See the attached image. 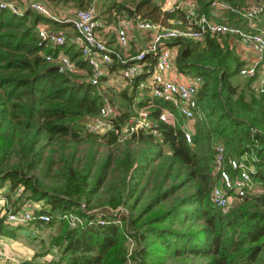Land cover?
Instances as JSON below:
<instances>
[{
  "label": "trees",
  "instance_id": "1",
  "mask_svg": "<svg viewBox=\"0 0 264 264\" xmlns=\"http://www.w3.org/2000/svg\"><path fill=\"white\" fill-rule=\"evenodd\" d=\"M16 1L19 11L0 7V195L5 199L0 236L14 237L30 222L55 227L48 239L53 255L20 264H264V92L255 89L253 77L239 73L246 62L230 44L232 38L237 46L236 35L165 41L172 52V78H202L195 92L197 109L189 119V141L178 124L158 119L161 108H172L170 102L139 91L135 81L117 89L111 122L118 127L144 107L158 134L138 130L119 139L112 129L98 133L84 127L102 100L87 79L88 64L70 41L72 35L64 32L70 27L74 36L70 23L32 9L28 0ZM38 1L54 12L93 2L104 24L122 13L164 24L178 15L163 10L162 0ZM195 1L206 15L248 29L229 10L216 17L215 0ZM220 1L238 8L263 1L264 10V0ZM40 24L63 32L64 42L39 38ZM100 35L113 43L112 32ZM59 52L73 62L72 70L49 68L53 63L45 55ZM217 143L225 157H244L252 167V189L233 197L226 210L210 196L219 183L213 163ZM28 205L29 221L6 219V212ZM94 208L104 213L87 212ZM66 211L79 214L83 222L69 227L59 218ZM41 214L49 220H41Z\"/></svg>",
  "mask_w": 264,
  "mask_h": 264
},
{
  "label": "built area",
  "instance_id": "2",
  "mask_svg": "<svg viewBox=\"0 0 264 264\" xmlns=\"http://www.w3.org/2000/svg\"><path fill=\"white\" fill-rule=\"evenodd\" d=\"M26 4L42 14L70 23L75 30L70 41L77 44L82 58L87 62L89 68L87 79L97 86L102 100L96 115L84 122V127L89 132L103 133L112 129L119 139L138 130L158 134L156 128L151 126L152 122L144 107L135 110V113L118 127L111 122V118L117 113V106L113 100L117 98V89L135 81L139 91L170 102L172 108H161L158 119L171 125L178 124L184 139L190 140L189 119L197 109L195 92L202 78L198 74L188 76L185 81L172 78L170 74L173 66L172 52L165 44L166 39L170 37L203 39L206 35L216 33L236 35L239 44L250 48L255 55L253 61L239 68V73L253 77L255 89L264 92V29H256L254 24L259 15H264L263 1L249 2L239 8L220 0L212 2L213 10H229L236 13L245 21L248 29L206 15L198 9L195 0H162L163 10L178 14L168 18L166 24L141 18L139 14L126 13L120 14L111 23L104 24L96 17L93 2L85 8H76L68 12L51 11L38 0H28ZM20 5L16 0H0V7L11 11L21 10ZM212 13L214 14L213 11ZM36 31L39 38L50 44H61L65 40L64 33L48 29L43 24L38 25ZM106 31L113 34L112 44H107L105 38L100 35V32ZM135 35L137 38L133 44L134 49L130 51V41ZM45 58L57 65L58 69L74 68L73 62L62 52L55 55L46 54ZM111 65H115L116 68L108 70ZM108 73L114 79L117 77L112 85H104L102 82L105 80L102 77ZM177 115H181L184 120L178 122ZM213 163L219 183L212 187L210 196L215 205L226 210L233 197L245 196L252 189L253 180L250 175L252 167L244 161V157H225L223 146L219 143L214 146ZM228 190L231 193H228ZM92 211L98 217L104 213L101 208L87 210ZM31 218L29 208L6 212V219L14 224L27 222ZM39 218L46 221L50 216L41 214ZM59 218L69 227L78 226L84 220L74 211L63 212ZM34 229L32 233L36 230ZM0 264H20L16 255L4 249L2 236Z\"/></svg>",
  "mask_w": 264,
  "mask_h": 264
},
{
  "label": "rangeland",
  "instance_id": "3",
  "mask_svg": "<svg viewBox=\"0 0 264 264\" xmlns=\"http://www.w3.org/2000/svg\"><path fill=\"white\" fill-rule=\"evenodd\" d=\"M130 2V0H127ZM64 9L68 10L67 6L63 7ZM70 11V10H69ZM214 12V11H213ZM215 15L216 17H223L224 14L223 10L215 9ZM256 29L262 28L264 29V16L260 17L258 19V22L256 23ZM65 34L73 35V31L70 27H67L64 29ZM230 44L236 48V40L230 38ZM237 79H242L241 77ZM119 90V89H118ZM117 90V91H118ZM114 102H118V100L115 98L113 99ZM100 149H105V146H98ZM258 186L256 185L253 190H257ZM5 199L4 197H0V208L4 204ZM31 206H27L25 208H28ZM35 228L32 233V229ZM51 232H55V227H49L46 225H37L32 222L28 223L23 228H20L17 230V234L14 237H5L2 236L3 239V245L4 249L14 255L18 258V260L21 262L22 260L26 259H33L35 261H40L44 258H49L53 255V252L50 250V245L48 242L49 236ZM129 249L131 248V245L129 244ZM129 264H133L132 261L129 262Z\"/></svg>",
  "mask_w": 264,
  "mask_h": 264
},
{
  "label": "crops",
  "instance_id": "4",
  "mask_svg": "<svg viewBox=\"0 0 264 264\" xmlns=\"http://www.w3.org/2000/svg\"><path fill=\"white\" fill-rule=\"evenodd\" d=\"M60 11L68 12V10H66L64 8H61ZM213 11L215 13V10H213ZM72 37H73V35L70 36L69 39L71 40ZM236 51L239 54L240 59L244 60L246 62V64H248L249 62L253 61V59L255 58L254 52L250 48L243 47L239 43L236 46ZM115 79L112 78V76H110V74L108 73V74L105 75V80H103L102 82H103L104 85H112L114 83Z\"/></svg>",
  "mask_w": 264,
  "mask_h": 264
},
{
  "label": "water",
  "instance_id": "5",
  "mask_svg": "<svg viewBox=\"0 0 264 264\" xmlns=\"http://www.w3.org/2000/svg\"><path fill=\"white\" fill-rule=\"evenodd\" d=\"M49 68H50V69H56V70H58V66H57V65H55V64H53V65L49 66Z\"/></svg>",
  "mask_w": 264,
  "mask_h": 264
}]
</instances>
